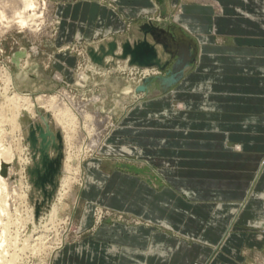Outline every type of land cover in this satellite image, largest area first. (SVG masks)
<instances>
[{
	"label": "rangeland",
	"instance_id": "obj_1",
	"mask_svg": "<svg viewBox=\"0 0 264 264\" xmlns=\"http://www.w3.org/2000/svg\"><path fill=\"white\" fill-rule=\"evenodd\" d=\"M74 1L78 0H37V2L35 0V4H38L36 6L40 7L42 14H44L41 16L42 20L38 19L37 21L40 26L33 28L35 32H32V29L30 31L29 29H19L16 26L5 27L0 24V104L6 107L5 103L7 98H12L14 95L28 97V103L26 102L24 105L19 104L20 108L17 107L16 109V124L13 125L11 123V117H9L10 111L6 112L4 114L5 116L0 115L3 117H0V119H4L5 117L4 120H0V149L2 147L6 148L9 145L11 150L15 152L17 158H19H14L12 163H8L12 169L9 168L8 164L5 165V167H7L5 168L4 174L11 183H15V185L18 183V188L16 187L17 189L15 192L19 200H15L16 202L11 201L12 203L10 202L11 204H8L10 215L13 214L11 215V220L16 219L22 221L24 224L27 219L26 221L28 222H25L26 224H24L25 226L23 225L24 227L22 230H18V237L20 234L22 235L19 238V242L21 243L18 244H22L28 237L30 240V243L29 241L27 242L28 249H25V254L22 253L21 255L23 259L22 264H35V255L29 254V252L34 253L30 246L39 242L37 240L33 241L37 236L39 239L41 238L46 246L54 242L53 245H50L52 247V255L42 258L41 260L43 261L41 264H50L55 252L59 251L61 247H64L65 243L77 240L92 228L102 226L104 222H110V224L120 223L125 227L140 224L144 229L154 227V223L161 226L159 228L164 227L162 225V222H165L164 220L150 222L142 218L138 219V217L133 218L124 214L125 212L122 213L124 209L116 207L112 209L105 204V201L108 199L113 203H115L116 199L121 200V195L119 194L121 191L118 193V188L123 191L122 194H124L125 197H130V200L136 195H148L147 191L140 190V188L139 190H133L132 187H135L137 182L133 179V176H137L138 179L144 181V183L152 189V193H150L152 197H157L159 195L165 196V191L169 190L163 188L169 187L173 192V197L178 196L186 200L189 203V220L187 221L186 229L188 228L193 232H200L206 227V239L215 238L216 227L222 229L223 236L216 248V263L214 264H264V220L261 222L253 221L246 223L238 219L231 222L229 226V221L227 219L229 211L228 205L221 206L220 218L222 219L220 221L216 220V209L219 207L217 203L220 202V198H216V173L205 172L201 174L204 178L214 179L213 184H210V182L201 183L198 178L189 175L186 181L185 176L187 175L186 173L182 174L181 170H183L182 168L191 166L180 165L181 162L179 160V162L177 160L169 162L159 157L156 158V161H153L152 164L155 168L161 170L160 173H151L152 171L150 172L148 169L140 170L139 173H137L140 165L144 164L136 159V157L141 154L140 148L132 144V142L128 143L119 140L122 137L129 136V133H136L131 127L125 125V122L130 120L127 119L129 115H131L130 113L135 109L142 114L146 113L145 115L147 116L162 115L167 112L165 110H146L148 108L143 107L146 104L145 102H141L143 106H139L140 102L133 106V103L138 102L142 98L147 99L150 97H144L148 95L144 92L134 95L133 93L124 94L126 92L124 91L126 84L138 83L142 77L158 74L160 72L155 67L148 68L147 71H145L144 68L127 66L125 63L126 61L120 59H114L113 66L101 67L91 63L85 53L87 45H93L95 47L96 42L100 39H110L111 35L116 36V34H109L111 32L110 24L113 20H116L117 27H122V20L118 12L124 13L125 10L130 14L138 13V15L125 19L123 30H119L117 33L120 36L127 35L129 37L135 36L136 38L141 36V33L136 30V25L140 23L137 21L142 18H148L147 20H150L154 25L167 30H169L168 26L170 24H175L183 30L182 32L188 34H190L189 31L202 32L206 19H209V16H202L192 12V10L205 13L206 8L211 7L214 9H210L209 15L211 19H209L208 23L212 25L214 22L218 21L217 16L221 14L222 17H220L219 21L221 23L222 35L216 33L213 27L206 29V31L212 36L213 40H229L228 25L234 23L235 20L242 22L239 15L235 14V11L237 8L248 5V2L245 0H178L176 4H172L168 14H163V12H154L155 10L157 11L154 0H139L138 4L140 2L143 4L137 5L135 8L122 4L121 0H94L97 4L108 10V18H104L105 21L99 24L97 29L98 33L107 35L99 39L91 38L90 40L95 41L85 44L83 41L85 40L84 37L71 38V42L61 41L62 29L61 27L58 28L61 21V17L58 15L61 7L59 3H71ZM251 1L259 7H262L264 2V0ZM43 4H45V7ZM0 8L3 9L1 4ZM262 17H264V15ZM108 20L111 21L107 25ZM252 21L254 25H258L259 27L253 28L255 30L254 32H260L264 29V22ZM38 23L35 24V26L38 25ZM104 23H106L105 26ZM134 23H136L135 28H133ZM245 27V24H243V28ZM197 38L200 42L206 40L205 35L197 36ZM116 40L120 42L117 36ZM128 40L131 41L132 38ZM116 52H118V50ZM105 58L104 61L110 60V57ZM62 63H64V65H62ZM80 75H83L84 79H79ZM6 79H9L7 80L8 82H5ZM199 88L202 87L197 86L193 90H200ZM174 90V88L168 90L171 96L175 95ZM40 96L43 99L53 98V102L55 103L52 105H42L37 101V98H40ZM57 97L59 98L58 100ZM4 99L6 100L4 101ZM204 99L207 100L208 97ZM2 101L4 103H2ZM75 104L76 106H74ZM27 105H30V107H27ZM58 105L61 106V108H59ZM63 106L67 107L63 108ZM172 107L173 109L171 112H175L176 110L185 109V104L178 102ZM66 108L69 111L68 114L72 119L71 121L74 120L72 131L75 133L73 134L74 141L72 144L69 143L70 147L64 142V130L61 123L59 124L60 115H62L61 112L62 110L67 111ZM79 108L81 109L79 110ZM126 110H128L126 112L127 114L123 118L122 113ZM38 111L40 112L39 114H47V123L53 132H59L62 146V157L60 160L59 173L55 181V188L49 201L46 200L43 204L40 203L41 194L32 188L26 172V168L30 166L32 162L26 135L29 126L33 127L35 123L39 122ZM80 111H83V114ZM84 113L85 115L89 114L95 116V120L88 121L87 119L89 118L85 116ZM78 114H80V116H78ZM84 116L85 120L82 121ZM62 118V120H65L64 117ZM146 118L147 117L143 119L137 118L136 120L145 122ZM131 120L133 122V119ZM83 125L84 127L88 125V129L84 128ZM90 125H92L91 128ZM191 126L194 125L188 124L187 127ZM206 128L205 130H207L208 134L213 133L210 132L211 130H216L214 126L211 125ZM14 129H16V131ZM92 133L97 134L92 135ZM192 133L193 132L189 131V134ZM92 140L98 143L97 147L88 151L84 147L94 146L93 144L95 143ZM13 148L15 150H13ZM234 148L239 149L240 145H236ZM48 155H53L52 150H48ZM92 160H97L94 161L97 165L96 167H94L95 164H93V162L92 166L88 164ZM262 163L263 160L260 165H262ZM66 165L72 166L69 172L65 170ZM90 168H92V173L87 171V169L89 170ZM7 174L9 175L6 176ZM102 174H108L110 178L106 180V182H103L104 177ZM116 174L129 177L127 180L129 182L122 181L117 184L119 180L116 178ZM91 176H94L100 185L97 188L90 186L91 188L87 189L88 181H94ZM164 176L172 183L182 182V186H179L182 192L175 186L164 182ZM65 179L68 180L67 184L64 183ZM19 186L21 187L19 188ZM46 188H48V185H46ZM125 192L127 193L125 194ZM8 199L9 198H7V200ZM61 204L67 206L66 210H59L56 217L49 218L48 220L52 207L57 205L59 209ZM36 206H38L37 212H35ZM175 206L181 207V204L177 203ZM17 208L21 211L17 212ZM28 210L31 214L32 212L34 213L32 220L27 218L28 215H31ZM14 212H17V215H14ZM24 212H26L27 217L24 215ZM88 215H90L89 219H87L85 223L87 224L91 218V224H84V227L82 226L80 229L82 220L86 219ZM19 218L21 219L19 220ZM46 221H48L47 224H45ZM37 222L41 227L38 226L39 224ZM32 224L33 226L35 225L36 229ZM13 225L11 224V227H9L10 231L8 232L11 236L16 235L15 231L17 228L15 227L17 224ZM22 239H24V241H22ZM193 240L202 243L198 238H190V243L193 242ZM224 242H226L224 245L225 249H221L220 246L223 245ZM229 245H232L231 249H229ZM214 255V251L209 252L207 256L210 258H207L208 260L205 264L211 263ZM192 264L202 263L194 261Z\"/></svg>",
	"mask_w": 264,
	"mask_h": 264
},
{
	"label": "crops",
	"instance_id": "obj_2",
	"mask_svg": "<svg viewBox=\"0 0 264 264\" xmlns=\"http://www.w3.org/2000/svg\"><path fill=\"white\" fill-rule=\"evenodd\" d=\"M121 1L122 4L133 8L143 4H138L139 0ZM177 1L154 0L157 6V11L154 12L168 14L172 4ZM245 1L248 5L235 11L242 22L235 20L228 25L229 40H213L206 31L213 27L216 33L222 35L219 21L221 14L217 16L218 21L212 25L208 23L211 19L210 9H214L211 7L206 8L205 13L195 12L189 7L194 13L209 16L202 32L188 30L190 35L182 32L178 25L168 26L169 30L179 29L191 41L193 58L184 70L182 78L168 89H175L174 96L167 90L162 94L156 89H151L148 95L144 96H150L149 98H142L133 103L134 106L140 102L139 106H143L141 102H145L143 107L148 108L146 110L167 112L147 116L146 113L142 114L135 109L130 113L127 118L130 120L126 121L125 125L136 133H129V136L119 139L132 142L140 148L141 154L136 159L144 164L141 163L137 173L144 169L152 171L151 173H160L161 170L152 164L158 157L169 162L179 160L180 165L191 166L181 170L182 174L187 175L186 181L189 175L198 178L201 183L213 184L214 179L204 178L201 174L216 173V198H220L216 220L222 219L221 206L228 205L229 226L238 219L246 223L264 220V29L254 32L253 28L259 27L252 21L264 22V2L262 7H259L251 0ZM59 4L61 7L58 15L61 21L58 28L62 29V42L84 37L83 41L87 44L95 41L90 40L91 38L99 39L107 35L97 32L99 24L105 21L104 18H108V10L105 7L94 0ZM118 13L122 27H117V21L113 20L109 34H116L119 41L126 37L135 38L120 36L117 32L123 30L125 19L136 17L138 13L130 14L127 10ZM147 19L142 18L137 22ZM110 21L108 20L107 25ZM200 35H205L206 40L200 42L197 38ZM197 86H201L199 89L202 91L193 90ZM205 97L208 99H204ZM178 102L185 104V109L171 112L172 106ZM128 110L122 113L123 118ZM145 117V122L136 120ZM188 124L194 126L187 127ZM205 125L214 126L216 130L210 129L213 133L208 134ZM189 131L193 133L189 134ZM236 145H240V148H234ZM94 161L97 160L88 164L92 166ZM96 166L95 164L94 167ZM87 171L92 173V168ZM94 173L96 174L95 171ZM102 175L103 182L110 178L108 174ZM115 176L119 180L117 184L122 181L129 182V177L122 174ZM91 177L94 183L87 185V189L100 185L94 176ZM133 179L137 181L136 186L132 187L133 190L140 188L147 191L148 195H136L130 200V197H125L123 191L118 188L117 192L121 191V200L116 199L113 203L108 199L105 204L112 209L122 208V213L125 212L124 214L133 218L138 217L150 222L164 220V227L159 228L161 226L154 223V227L144 229L140 224L125 227L120 223L104 222L102 226L92 228L77 240L65 243L64 247L55 252L50 264H192L194 261L205 264L211 251H214L215 255L208 264L216 263V248L223 236L222 229L216 227L214 239H206V227L200 232L186 229L189 220V203L186 200L178 196L173 197L169 187L163 188L169 190L165 191V196L152 197V189L144 181L137 176H133ZM163 181L178 190L179 186H182V182L172 183L165 176ZM177 203L181 204V207L175 206ZM89 216L82 220L80 229L84 227ZM90 224L91 218L86 225ZM190 238H198L202 243L195 240L190 243ZM225 244L226 242L220 248L225 249ZM231 246L229 245V249Z\"/></svg>",
	"mask_w": 264,
	"mask_h": 264
},
{
	"label": "water",
	"instance_id": "obj_3",
	"mask_svg": "<svg viewBox=\"0 0 264 264\" xmlns=\"http://www.w3.org/2000/svg\"><path fill=\"white\" fill-rule=\"evenodd\" d=\"M136 30L141 33L140 37L117 42L116 36L111 35L110 39H100L95 47L87 45L85 53L91 63L101 67L113 66L114 59L125 60L127 66L155 67L160 73L142 77L134 91L148 94L151 89H156L163 93L182 78L189 66L194 55L191 41L179 29H163L150 20L141 21ZM105 57L110 60L104 61ZM26 140L32 160L26 168L28 181L41 194L40 203L43 204L49 201L59 173L62 157L60 134L50 129L47 114H39V122L29 126ZM48 150H52V156L48 155Z\"/></svg>",
	"mask_w": 264,
	"mask_h": 264
},
{
	"label": "bare ground",
	"instance_id": "obj_4",
	"mask_svg": "<svg viewBox=\"0 0 264 264\" xmlns=\"http://www.w3.org/2000/svg\"><path fill=\"white\" fill-rule=\"evenodd\" d=\"M35 1V0H34ZM33 0H0V4L2 5V7H3V9H1L0 8V24L1 25H4L5 27L6 26H16L17 28H19V29H29L30 31H31V29H32V32H35V31H33V28H35V27H39L40 25H39V23L37 22L38 21V19H41L42 20V18H41V16H43L44 14H42V11H41V9H40V7H37L36 5H38V4H35V2H34ZM151 1V0H150ZM36 2H37V0H36ZM5 3H7V4H5ZM44 3V2H43ZM5 4V5H4ZM41 5H42V3H41ZM45 4H43V6H44ZM42 7V6H41ZM45 7V6H44ZM43 8V7H42ZM45 10V9H44ZM7 13H9V14H7ZM46 13V12H45ZM46 15V14H45ZM46 17V16H45ZM44 18V17H43ZM48 19V18H47ZM50 20V19H49ZM49 22V21H48ZM38 23V25H36L35 26V24H37ZM41 23H43V22H41ZM40 23V24H41ZM43 27H44V25H43ZM35 30V29H34ZM117 51V50H116ZM106 59V58H105ZM132 67H134V66H132ZM141 68H144L145 69V71H147V69L148 68H152V67H141ZM146 74V73H145ZM7 78V77H6ZM9 78V77H8ZM2 79V78H1ZM79 79H84V76L83 75H80L79 76ZM7 80H9V79H6V81L5 82H8ZM2 81V80H1ZM137 83H130V84H126L125 85V89H124V91H126L124 94H129V93H133V95L134 94H137V93H140V92H135L134 91V86L136 85ZM168 91V90H167ZM164 93H166V92H163L162 94H164ZM63 95V94H62ZM65 95V94H64ZM159 95H161V94H159ZM66 96V95H65ZM51 97V96H50ZM67 97V96H66ZM37 98V97H36ZM47 98V97H46ZM71 98V97H70ZM59 98L57 97V100H58ZM66 99V98H65ZM6 99H4V101H5ZM67 100V99H66ZM69 100V99H68ZM103 100V99H102ZM37 101L38 102H40V104H49V105H52V104H54L55 102H53L54 101V99L53 98H47V99H43V98H41V96H40V98L38 97L37 98ZM36 101V102H37ZM56 101V100H55ZM96 101V100H95ZM28 103V97H24V96H20V95H14L12 98H7V101H6V103H5V105H6V107L4 106V105H1L0 104V115H3V116H5L4 114L6 113V112H9L10 113V116L9 117H11L10 118V120H11V123L14 125V124H16V122H15V118H16V109H17V107H19V104L21 105H24V103ZM59 102V101H58ZM69 102V101H68ZM1 103V102H0ZM2 103H4L3 101H2ZM60 103H62V102H60ZM30 104V103H29ZM58 104V103H57ZM72 104H73V102H72ZM69 105H70V102H69ZM8 106V107H7ZM30 107V105H27V107ZM47 106V105H46ZM59 106V105H58ZM74 106H76V104L74 105ZM23 107H25V106H23ZM22 107V108H23ZM64 107H67V106H63V108ZM6 108H8V109H6ZM20 108V107H19ZM59 108H61V106H59ZM75 108V107H74ZM73 108V109H74ZM82 108V107H81ZM81 108H79V110L81 109ZM67 109V108H66ZM29 110V109H28ZM30 110H31V108H30ZM60 111H61V109H60ZM68 109H67V111L66 110H62V112H61V114L62 115H60V121H59V124L61 123V125H62V127H63V130H64V136H63V138H64V142L65 143H67L68 144V146H69V143H71L72 144V142L74 141L73 139H74V135L73 134H75L74 132H72L73 131V122H74V120L73 121H71L72 119H71V117H69V114H68ZM81 112V111H80ZM8 113V114H9ZM60 113V112H59ZM77 113H78V111H77ZM82 114H83V111L81 112ZM80 113V114H81ZM32 114V113H31ZM80 114H78V116H80ZM84 115H85V113H84ZM59 116V115H58ZM72 116V115H71ZM85 116H87L89 119H87V117H86V119L89 121V120H92V121H94L95 120V116H93V115H85ZM85 116H84V119H82V121L83 120H85ZM97 116V115H96ZM1 117V116H0ZM62 117H64V119L65 120H62L63 118ZM1 118H3V117H1ZM73 118V117H72ZM82 118H83V116H82ZM4 119H5V117H4ZM4 119H0V120H4ZM57 119H58V117H57ZM76 119V118H75ZM7 120V119H6ZM81 121V120H80ZM7 122V121H6ZM78 122V121H77ZM76 122V123H77ZM85 122V121H84ZM101 122V121H100ZM83 123V122H82ZM87 123V122H86ZM85 123V124H86ZM89 123V122H88ZM91 123V122H90ZM94 124V123H93ZM101 125V124H100ZM91 126L92 125H90V128H91ZM12 127V126H11ZM83 127H84V125H83ZM84 128H87L88 129V125H87V127H84ZM74 129H75V126H74ZM13 130V129H12ZM15 131H16V129H14ZM77 130V129H76ZM14 132V131H13ZM85 132V131H84ZM88 132V131H87ZM91 132V131H90ZM77 134V133H76ZM96 135L97 133H92V135ZM86 135H89V134H86ZM78 136V135H77ZM9 137V136H8ZM76 137V136H75ZM89 137V136H88ZM14 139V138H13ZM18 140V139H17ZM96 140V139H95ZM93 141V140H92ZM91 141V142H92ZM12 142V141H11ZM90 142V143H91ZM95 144H93L94 146H86V147H84V148H86L88 151L89 150H92V149H94L95 147H97V142L96 141H93ZM92 142V143H93ZM89 143V144H90ZM91 143V144H92ZM8 144H10V143H8ZM18 144V143H17ZM12 145V144H11ZM70 147V146H69ZM65 149V148H64ZM13 150H15L14 148H13ZM17 150V149H16ZM84 150V149H83ZM82 150V151H83ZM21 151V150H20ZM85 151V150H84ZM83 151V152H84ZM18 152V151H17ZM84 153H86V152H84ZM17 154V153H16ZM76 154V153H75ZM82 154V153H81ZM19 155V154H18ZM83 155V154H82ZM86 155V154H85ZM16 155H15V152H13L12 150H11V148H10V146L8 145V147H6V148H4V147H2L1 149H0V264H22V261H23V259H22V257H21V255H22V253H24V251H25V249H28V244H27V242L29 241V243H30V240H29V237H28V239H26L25 241H24V239H22V241H24L22 244H18V243H21V242H19V238H20V236H22L21 234H20V236L18 237V230L19 229H23V227L25 226L24 224H26V223H28L26 220H25V222H24V224L22 223V221H18V220H16L15 218V220H11V215H13V214H11L10 215V212H9V206H8V204L10 205L13 201H15V200H19L18 199V197H17V195H16V192H15V190L18 188L17 187V185H18V183H16L17 185H15V183H11L9 180H7V178L8 177H5V168L7 167H5V165L6 164H8V163H12V161H13V159L14 158H17V156L15 157ZM68 157V156H67ZM17 159H19V158H17ZM81 160V159H80ZM67 162V161H66ZM65 162V163H66ZM71 162V161H70ZM9 165V164H8ZM71 165V164H70ZM9 168H10V165H9ZM8 168V169H9ZM10 169H12V168H10ZM72 169V166L70 167V166H68V165H66V172H69L70 170ZM9 171H11V170H9ZM76 171V170H75ZM65 172V171H64ZM8 173V172H7ZM11 173V172H10ZM70 174V173H69ZM9 174H7L6 176H8ZM75 175V174H74ZM11 176V175H10ZM14 176V175H13ZM15 181V180H14ZM16 182V181H15ZM89 183H88V185L89 184H91V183H94V181H88ZM64 183L65 184H67L68 183V180H64ZM17 187V188H16ZM21 186H19V188H20ZM30 189V188H29ZM5 192H6V195H5ZM18 193V192H17ZM19 196V195H18ZM20 197V196H19ZM7 198H9L8 200H7ZM20 198H22V197H20ZM63 198V197H62ZM64 199V198H63ZM12 201V202H11ZM23 201V200H22ZM9 202V203H8ZM11 202V203H10ZM16 202V201H15ZM19 202V201H18ZM20 203V202H19ZM21 206V205H20ZM11 207V206H10ZM29 208V207H28ZM66 208H67V206L65 205V204H61L60 206H59V209H58V207H57V205L56 206H53L52 207V209H51V212H50V215L48 216V220H49V218H54V217H56L57 215H58V212H59V210L60 211H63V210H66ZM19 210V211H18ZM26 210V209H25ZM24 210V211H25ZM17 212H20L21 210L20 209H18L17 208V210H16ZM29 211V210H28ZM27 211V212H28ZM32 211V210H31ZM17 212L14 214V215H17ZM25 213V214H24ZM23 214L26 216V212H24ZM29 214H31L30 213V211H29ZM20 216H23V215H20ZM18 217V216H17ZM16 217V218H17ZM27 217V216H26ZM32 217H34V213L32 212V214L31 215H28V219H33ZM12 219H13V217H12ZM21 218H19V220H20ZM40 219V218H39ZM24 220V219H23ZM35 221V220H34ZM39 221V220H38ZM51 221V220H50ZM30 222V221H29ZM47 222L48 221H46V223L45 224H47ZM34 223V222H33ZM38 223V222H37ZM11 224L13 225V224H17V226L15 227V228H17L16 229V235H14V236H11V235H9V227H11ZM39 224V223H38ZM37 224V225H38ZM24 225V226H23ZM32 226H33V224H32ZM38 226H40V224L38 225ZM33 227H35V225L33 226ZM41 227V226H40ZM43 227V226H42ZM13 228H14V225H13ZM46 228V227H45ZM35 229H36V227H35ZM42 229V228H41ZM12 230V229H11ZM15 230V229H14ZM20 230V231H21ZM32 230V229H31ZM38 230H39V228H38ZM44 230V229H43ZM37 231V230H36ZM13 232V231H12ZM31 232H33V231H31ZM43 232V231H42ZM41 233V232H40ZM42 234V233H41ZM29 235H31V234H29ZM36 235V234H35ZM24 236V235H23ZM26 236V235H25ZM28 236V235H27ZM32 236V235H31ZM40 236H42V235H40ZM44 236V235H43ZM27 238V237H26ZM31 238V237H30ZM31 239H33V238H31ZM44 239V238H43ZM35 240H37V241H39V242H37V243H35V244H33L32 246H30L31 247V249L34 251V253H31V252H29V254H34L35 255V264H41V263H43V261H41L42 260V258H45V257H50V255H52V253H51V249H52V247L50 246V245H53L54 244V242H52V243H49L50 245L49 246H46L43 242H42V240H41V238L39 239L38 238V236L37 237H35V239L33 240V241H35ZM54 241V240H53ZM47 245H48V243H47ZM30 247H29V249H30ZM30 249V250H31ZM59 249V248H58ZM32 251V252H33ZM55 251V250H54ZM26 252V251H25ZM25 254V253H24ZM28 255V254H27ZM24 256V255H23ZM30 257H33V256H30ZM44 260V259H43ZM24 264V263H23ZM27 264V263H26Z\"/></svg>",
	"mask_w": 264,
	"mask_h": 264
}]
</instances>
